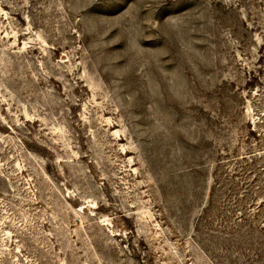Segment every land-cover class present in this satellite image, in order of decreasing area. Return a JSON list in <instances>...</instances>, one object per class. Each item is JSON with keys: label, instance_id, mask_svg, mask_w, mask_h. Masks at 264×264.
Wrapping results in <instances>:
<instances>
[{"label": "rangeland", "instance_id": "1", "mask_svg": "<svg viewBox=\"0 0 264 264\" xmlns=\"http://www.w3.org/2000/svg\"><path fill=\"white\" fill-rule=\"evenodd\" d=\"M0 264H264V0H0Z\"/></svg>", "mask_w": 264, "mask_h": 264}]
</instances>
